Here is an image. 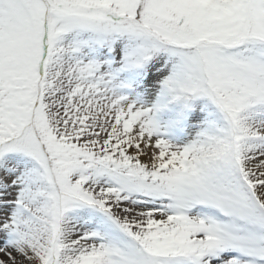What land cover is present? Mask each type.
I'll return each mask as SVG.
<instances>
[{
    "label": "snow or ice",
    "instance_id": "snow-or-ice-1",
    "mask_svg": "<svg viewBox=\"0 0 264 264\" xmlns=\"http://www.w3.org/2000/svg\"><path fill=\"white\" fill-rule=\"evenodd\" d=\"M0 264H264V0H0Z\"/></svg>",
    "mask_w": 264,
    "mask_h": 264
}]
</instances>
